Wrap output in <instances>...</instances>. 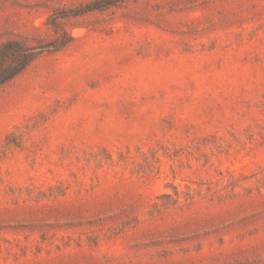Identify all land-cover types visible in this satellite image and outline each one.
Returning a JSON list of instances; mask_svg holds the SVG:
<instances>
[{
    "label": "rangeland",
    "instance_id": "374dc122",
    "mask_svg": "<svg viewBox=\"0 0 264 264\" xmlns=\"http://www.w3.org/2000/svg\"><path fill=\"white\" fill-rule=\"evenodd\" d=\"M93 1L0 0V264H264V0Z\"/></svg>",
    "mask_w": 264,
    "mask_h": 264
},
{
    "label": "trees",
    "instance_id": "16d2710c",
    "mask_svg": "<svg viewBox=\"0 0 264 264\" xmlns=\"http://www.w3.org/2000/svg\"><path fill=\"white\" fill-rule=\"evenodd\" d=\"M123 0H113L111 2H105V0H96L91 2L90 4L86 5L82 11H90V10H95V9H102L108 4H115L117 2H122ZM28 59L25 61H22L17 64V66L12 69L11 71L4 72L3 74L0 75V83L12 78L13 76L17 75L19 72H21L27 65Z\"/></svg>",
    "mask_w": 264,
    "mask_h": 264
}]
</instances>
